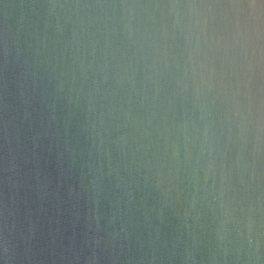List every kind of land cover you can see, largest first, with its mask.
<instances>
[{
	"label": "water",
	"instance_id": "95a60500",
	"mask_svg": "<svg viewBox=\"0 0 264 264\" xmlns=\"http://www.w3.org/2000/svg\"><path fill=\"white\" fill-rule=\"evenodd\" d=\"M0 264H264V0H0Z\"/></svg>",
	"mask_w": 264,
	"mask_h": 264
}]
</instances>
